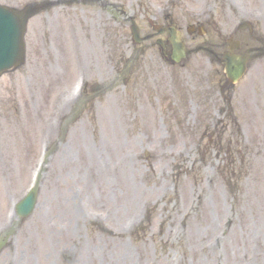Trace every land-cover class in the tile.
<instances>
[{
    "label": "rangeland",
    "instance_id": "1",
    "mask_svg": "<svg viewBox=\"0 0 264 264\" xmlns=\"http://www.w3.org/2000/svg\"><path fill=\"white\" fill-rule=\"evenodd\" d=\"M167 15L220 42L247 21L254 34L243 37L264 43V0H79L31 19L25 64L0 80V231L14 205L6 193L23 198L56 149L0 264H264V61L233 99L244 145L228 134L213 152L203 132L225 107L208 87L210 58L167 66L153 41H132L130 18L148 35ZM87 76L96 91L79 103Z\"/></svg>",
    "mask_w": 264,
    "mask_h": 264
},
{
    "label": "water",
    "instance_id": "2",
    "mask_svg": "<svg viewBox=\"0 0 264 264\" xmlns=\"http://www.w3.org/2000/svg\"><path fill=\"white\" fill-rule=\"evenodd\" d=\"M31 12V10H26L22 14H17L0 7V75L17 66L23 58V35L25 24ZM134 29L137 35V28L135 27ZM242 72V67L238 70L229 71L230 74L236 75L235 79H238ZM33 206L34 200L26 202L23 205L22 213H28V210Z\"/></svg>",
    "mask_w": 264,
    "mask_h": 264
},
{
    "label": "bare ground",
    "instance_id": "3",
    "mask_svg": "<svg viewBox=\"0 0 264 264\" xmlns=\"http://www.w3.org/2000/svg\"><path fill=\"white\" fill-rule=\"evenodd\" d=\"M63 155H64V157L66 156V154L65 153H62ZM93 256H95V254H93Z\"/></svg>",
    "mask_w": 264,
    "mask_h": 264
}]
</instances>
